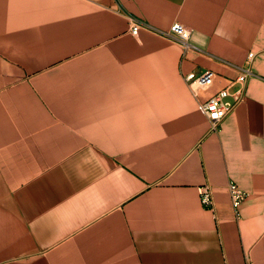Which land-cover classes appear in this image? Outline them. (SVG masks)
Returning <instances> with one entry per match:
<instances>
[{"label":"crops","instance_id":"1","mask_svg":"<svg viewBox=\"0 0 264 264\" xmlns=\"http://www.w3.org/2000/svg\"><path fill=\"white\" fill-rule=\"evenodd\" d=\"M0 264H264V0H0Z\"/></svg>","mask_w":264,"mask_h":264},{"label":"built area","instance_id":"2","mask_svg":"<svg viewBox=\"0 0 264 264\" xmlns=\"http://www.w3.org/2000/svg\"><path fill=\"white\" fill-rule=\"evenodd\" d=\"M148 27L159 35L172 39L180 43L185 50H197L196 47L191 45L190 36L191 31L180 23H175L168 31L152 29L143 22L133 18L131 19L130 32L132 35L137 36L142 27ZM254 53H249V65L254 58ZM239 74L230 82V84L211 95L207 100L198 104L200 112L208 119L210 123V133L218 132L221 124L231 114L235 108L245 98L246 83L250 77L254 75L251 65L242 68L234 67ZM215 74L211 70H206L200 74L190 73L185 76V81L194 91L206 90L213 86ZM199 196L201 204L213 210L214 199L213 190L209 184L201 186L199 189ZM229 196L232 207L238 216V211L241 204L245 201L248 193L241 189L235 182L231 181L228 185Z\"/></svg>","mask_w":264,"mask_h":264}]
</instances>
